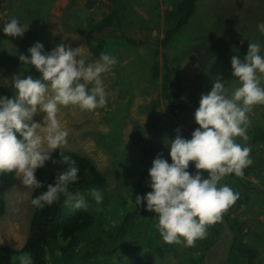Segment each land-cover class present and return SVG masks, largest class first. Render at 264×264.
Wrapping results in <instances>:
<instances>
[{"label":"rangeland","instance_id":"374dc122","mask_svg":"<svg viewBox=\"0 0 264 264\" xmlns=\"http://www.w3.org/2000/svg\"><path fill=\"white\" fill-rule=\"evenodd\" d=\"M180 1L0 0V24L5 25L12 18L29 24L22 37L5 35L0 45V88L10 94L15 95L16 91L11 84L13 76L23 73L40 78L34 66L19 60L20 54L30 56L28 49L36 42L42 43L46 52L60 43L81 47L86 62L98 61L103 52L118 60L102 76L107 93L105 107L87 111L79 106H61L58 113L69 136L67 145L57 150L88 158L102 174L106 183L103 199H106L107 217L109 211L115 213V208L121 211L130 188L140 181L142 173L148 174L158 154L172 163L168 145L175 139L177 128L181 129L183 138L191 139V133L199 127L194 113L200 97L211 91L216 77L225 82L229 94L240 86L232 75V56L243 59L248 43L257 41L264 55V33L258 30V24L264 23V0H199L183 29L167 45H161L164 31L179 14ZM112 8L120 13L119 26L125 35L135 41L145 40L131 46L119 40L109 41L93 55L86 43L87 26L99 21ZM153 62L157 63L156 78L152 76ZM165 72L169 75V91L181 92L187 108L175 114L160 97L161 77ZM260 75L264 86V74ZM43 115L35 116L34 120L42 121ZM248 116L249 140L237 137L236 141L251 146L253 163L244 169L243 176L228 174L220 184L229 186L236 179L252 189L262 184L264 104L254 105ZM188 171L193 174L197 171L194 162H190ZM201 172L207 178L208 173ZM31 190L14 173L13 184L3 197L0 247L17 250L22 246L33 210ZM245 196L240 198L236 210L223 215L222 222L208 227L206 238L197 240L195 247L166 244L157 231L159 237L150 239V264H196L202 249H206L202 264H222L232 236L252 248L255 257L249 264H264V187ZM62 259L57 255L55 264Z\"/></svg>","mask_w":264,"mask_h":264},{"label":"clouds","instance_id":"9594fccd","mask_svg":"<svg viewBox=\"0 0 264 264\" xmlns=\"http://www.w3.org/2000/svg\"><path fill=\"white\" fill-rule=\"evenodd\" d=\"M28 29L29 24L12 18L3 32L22 37ZM258 30L264 33V23L258 24ZM28 53L30 56L20 54L19 60L34 66L41 75L13 76L15 95L0 96V174L15 172L23 185L38 189L44 183L37 179L36 170L52 159L54 150L68 143L69 130L58 119L60 107L73 105L87 111L105 107L107 93L102 76L118 60L103 52L98 61L86 62L81 47L64 43L46 52L43 44L36 42ZM231 67L240 86L229 94L225 82L216 77L211 91L200 97L194 113L199 127L191 133V139L183 138L180 128L175 130L176 137L168 145L172 163L158 154L148 172L151 191L135 197L136 205L140 207L146 201V210L156 214V227L166 244L195 247L197 240L205 239L208 227L222 222L224 213L239 199V192L220 181L228 174L243 176L244 169L253 163L251 146L238 143L236 138L249 140L248 113L254 105L264 104L261 44L249 42L247 55L243 59L232 56ZM41 113L42 121L36 122L34 117ZM190 162L195 164L194 174L188 171ZM63 163L68 167L56 174L45 192L31 200L35 208L52 205L63 195L65 206L87 209L85 196L69 190L79 179L76 161L63 156ZM201 170L208 173L207 178ZM91 196L97 204L102 203L100 190L93 188ZM18 260L19 264H33L30 253L21 254Z\"/></svg>","mask_w":264,"mask_h":264},{"label":"trees","instance_id":"16d2710c","mask_svg":"<svg viewBox=\"0 0 264 264\" xmlns=\"http://www.w3.org/2000/svg\"><path fill=\"white\" fill-rule=\"evenodd\" d=\"M198 1H180L177 6L179 14L164 31L161 45H167L183 29L195 11ZM115 9L112 8L99 21L87 26L86 43L93 55H97L109 41L119 40L120 43L131 46L145 40L135 41L121 31L120 13ZM3 27L4 25L0 24V45L5 36ZM152 76L157 77L156 62L152 64ZM168 81L169 75L165 72L161 77L160 97L166 108L174 114L175 111L187 109L183 105L182 93L169 91ZM0 96L11 98L13 95L0 88ZM63 156L71 157L79 167V179L69 186V190L78 191L89 200L87 209L76 210L65 206L63 195L52 205H45L43 209H37L31 204L33 210L22 246L17 250L0 247V264H19L18 257L23 253L31 254L33 264H55L57 255L63 258L58 264H150L152 256L150 239L159 237L156 227L158 221L154 212L146 210V201L140 207L135 203L137 195L143 196L151 191L149 175L142 173L140 181L130 188L127 202H124L121 211L118 212L115 208V213L109 211L107 217V209L104 208L106 199L97 204L91 196L93 188L104 193L106 183L102 174L88 158L70 151L55 150L51 154L52 159L35 172L37 179L44 183V187L32 188L30 202L47 190V184L54 183L57 173L68 167L63 163ZM52 160H56L57 163H52ZM14 173L0 174V217L4 213V193L11 188ZM228 184L240 195L232 210H228L224 215H230L236 210L241 203L240 198H247L246 193L264 187V176L261 186L253 189L238 179ZM230 228L232 229V226ZM230 242L231 246L227 249L222 264H238L239 260L240 264H249L255 257L252 248L241 240L232 236ZM205 250L200 251L196 264H202Z\"/></svg>","mask_w":264,"mask_h":264},{"label":"water","instance_id":"95a60500","mask_svg":"<svg viewBox=\"0 0 264 264\" xmlns=\"http://www.w3.org/2000/svg\"><path fill=\"white\" fill-rule=\"evenodd\" d=\"M142 33H143V31H142ZM146 40H147V41H152V40H151V39H149V38H147Z\"/></svg>","mask_w":264,"mask_h":264}]
</instances>
